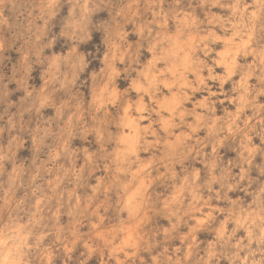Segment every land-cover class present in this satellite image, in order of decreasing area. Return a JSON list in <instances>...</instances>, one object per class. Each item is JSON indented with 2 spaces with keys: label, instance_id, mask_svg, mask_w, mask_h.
Returning <instances> with one entry per match:
<instances>
[{
  "label": "clouds",
  "instance_id": "9594fccd",
  "mask_svg": "<svg viewBox=\"0 0 264 264\" xmlns=\"http://www.w3.org/2000/svg\"><path fill=\"white\" fill-rule=\"evenodd\" d=\"M0 264H264V0H0Z\"/></svg>",
  "mask_w": 264,
  "mask_h": 264
}]
</instances>
